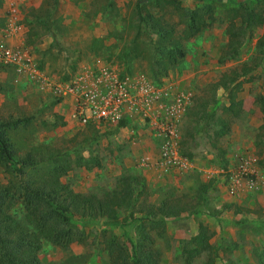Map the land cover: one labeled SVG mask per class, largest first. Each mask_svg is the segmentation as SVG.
<instances>
[{
  "label": "rangeland",
  "instance_id": "rangeland-1",
  "mask_svg": "<svg viewBox=\"0 0 264 264\" xmlns=\"http://www.w3.org/2000/svg\"><path fill=\"white\" fill-rule=\"evenodd\" d=\"M241 1L166 0L152 5L148 0H55L48 7L55 23L52 38L38 27L34 35L26 24L32 11L45 7V0H0V48L16 56L10 62L0 55V122L13 156L33 152L37 144L48 145L70 163L59 182L72 192L98 197L116 188L118 178L128 173L142 176L153 201L190 194L198 182L213 179L200 213L166 218L162 232H152L159 264H205V253L196 255L190 243L198 222L212 231L215 264H258L264 253L262 65L240 78L237 116L222 110L226 90H216L215 116L228 118L230 126L221 137L214 136L207 120L194 122L191 109L221 72L254 54L264 30V0H245L261 23L245 31L238 56L217 61L226 25ZM136 2L144 4L141 16L146 17V9L160 18L163 28L172 27L183 50L173 65L155 62L164 59L154 49L159 37L147 20L138 18ZM184 10L199 16L190 23L194 33L187 37ZM102 67L119 78L127 76L138 92L140 101L127 108L122 126L118 121L81 124L71 116L73 99L67 89L78 78L88 83ZM12 167V160L7 165L0 160L1 184L25 180ZM16 208L14 203L11 210ZM16 215L20 220V213ZM105 222L104 217L89 224L75 222L82 240L67 248L42 241L40 264H107L103 235L113 233L121 242L125 236L120 226ZM126 228L133 239L135 223Z\"/></svg>",
  "mask_w": 264,
  "mask_h": 264
},
{
  "label": "trees",
  "instance_id": "trees-1",
  "mask_svg": "<svg viewBox=\"0 0 264 264\" xmlns=\"http://www.w3.org/2000/svg\"><path fill=\"white\" fill-rule=\"evenodd\" d=\"M148 1L154 5L166 0ZM196 1L209 3L212 0ZM245 2L244 0L238 3L226 25V40L217 56L219 63H225L238 56L245 31L251 25L261 23L260 15ZM54 3L55 0H45L43 9L32 11V17L26 24L34 35H37L35 27H38L54 38L51 27L55 28V23L50 18L51 8H48L53 7ZM143 6L144 4L136 2L135 13L141 21L147 20V26L154 29L159 37V45H155L154 49L164 56V59L155 62L173 65L183 56L179 40L175 38L172 27L163 28L159 23L160 18L153 17L146 9V17L141 16ZM183 13L189 21L186 26L187 37L194 33L190 23L194 24L199 16L194 11L184 10ZM238 16L239 23H236L234 20ZM129 52L130 50L122 54ZM259 64L264 69V30L257 37L254 54L248 62L244 61L238 67H230L221 72L217 79L209 84L201 100L191 108L192 115L195 116L193 121L207 120V124L212 125L211 131L216 138L227 132L230 127L228 118L215 116L219 103L216 90H226L227 105L222 106V110L230 117L237 116L241 111V100L236 98V93L241 89L240 78L248 75ZM151 72L152 76L156 75L155 70ZM259 106L264 114V96L259 98ZM124 123V119L117 122L119 126ZM2 127L3 123L0 122V160H5L6 165L12 160V169L17 174H23L25 180L15 183L8 180L4 185L0 183V264H40L38 251L42 241L67 248L70 243L82 240L75 222L89 224L96 222L100 217L105 218L107 225L120 226L125 236V242H121L113 233L103 235L102 243L107 264H159L160 252L154 246L152 232L155 235L160 234L166 218H178L182 213H200L207 191L213 186V179H209L206 182H198L190 194H171L153 201L142 176L128 173L118 178L116 188L99 197L91 193L72 192L59 182V177L70 168L65 154L48 145L37 144L33 152H26L15 158ZM261 133L264 135V130ZM13 157L16 160H13ZM14 185L18 186L16 190H13ZM14 203L17 204L18 210H11ZM17 212L21 215L20 220ZM120 212H124L122 217H119ZM132 223L137 227L133 239L128 236L126 228ZM211 235L212 231L208 226L198 222L195 233L190 236L193 252L196 255L205 253V264H215V248L209 242ZM258 264H264V253Z\"/></svg>",
  "mask_w": 264,
  "mask_h": 264
},
{
  "label": "built area",
  "instance_id": "built-area-1",
  "mask_svg": "<svg viewBox=\"0 0 264 264\" xmlns=\"http://www.w3.org/2000/svg\"><path fill=\"white\" fill-rule=\"evenodd\" d=\"M0 55L6 61L16 60V56L8 49L0 48ZM76 80L79 82L74 81L75 84L67 90L72 93L73 99L71 116L81 124L119 121L125 118V111L130 105H138L140 101L136 96L138 92L134 90L135 86L127 76L119 78L104 67L88 83L81 78Z\"/></svg>",
  "mask_w": 264,
  "mask_h": 264
}]
</instances>
